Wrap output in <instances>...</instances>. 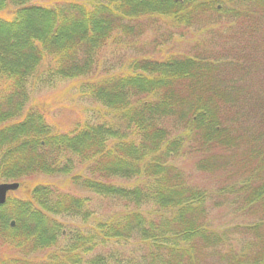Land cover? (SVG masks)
I'll list each match as a JSON object with an SVG mask.
<instances>
[{"label": "trees", "instance_id": "obj_1", "mask_svg": "<svg viewBox=\"0 0 264 264\" xmlns=\"http://www.w3.org/2000/svg\"><path fill=\"white\" fill-rule=\"evenodd\" d=\"M27 1L0 0L16 6L0 17V181L66 175L103 210L53 184L7 194L0 264H264V0ZM150 20L202 37L97 73L105 45ZM74 78L103 109L55 132L30 92ZM179 158L220 182L193 183Z\"/></svg>", "mask_w": 264, "mask_h": 264}, {"label": "rangeland", "instance_id": "obj_2", "mask_svg": "<svg viewBox=\"0 0 264 264\" xmlns=\"http://www.w3.org/2000/svg\"><path fill=\"white\" fill-rule=\"evenodd\" d=\"M69 1L80 2L85 0H28L26 4L51 7L57 3ZM15 8V5L10 4L5 10L0 12V17L7 19L11 18ZM160 22L152 20L146 21L145 25H143V33L139 37L136 35L127 36L125 33H121L118 39L116 38L109 41L100 53L101 60L97 63V73H113L119 71V69L126 68L132 60H141L145 58L161 59V57L171 53L186 52L194 44V41L202 37L192 28L186 29L179 27L180 29H172L171 31L167 28L169 24L166 22L162 24ZM80 80L81 79L78 78L58 80L51 85L36 86L30 92L26 108L34 107L38 109L55 132L68 133L73 130L77 124L85 121L95 122L99 115L98 109L102 110L103 108L96 102L80 94V90L78 89ZM177 164L184 170L189 180L206 189H213L215 184L220 182L215 176L211 178L210 175L197 172L194 169L193 160L191 158H179ZM67 178L66 175L34 174L17 181L19 184L18 188L7 194L9 197L21 199L27 197L36 184H53L59 186L63 191L81 197H87L91 201L96 213H101L103 205L97 202L93 194L73 186ZM1 182L11 181H0V183ZM104 208L106 209V207ZM211 217L225 227L240 222V219L235 215L227 213L225 208H217L213 211ZM56 219L59 222L61 221L64 226H70V228H73L79 223L77 218L75 219L70 216H57ZM12 224L13 223H11V225ZM7 252L8 250L0 247V256ZM44 252L45 250L43 252L36 251L33 252V255H39Z\"/></svg>", "mask_w": 264, "mask_h": 264}, {"label": "water", "instance_id": "obj_3", "mask_svg": "<svg viewBox=\"0 0 264 264\" xmlns=\"http://www.w3.org/2000/svg\"><path fill=\"white\" fill-rule=\"evenodd\" d=\"M17 182H1L0 183V205L6 200L7 193L18 188Z\"/></svg>", "mask_w": 264, "mask_h": 264}, {"label": "bare ground", "instance_id": "obj_4", "mask_svg": "<svg viewBox=\"0 0 264 264\" xmlns=\"http://www.w3.org/2000/svg\"><path fill=\"white\" fill-rule=\"evenodd\" d=\"M5 201H6V200H5ZM4 203H5V202H4ZM4 203H3V204H4ZM3 204H1V205H3Z\"/></svg>", "mask_w": 264, "mask_h": 264}]
</instances>
